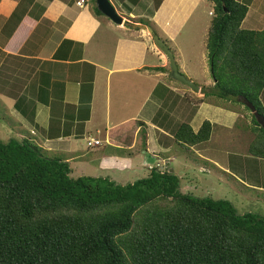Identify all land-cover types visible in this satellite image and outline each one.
Instances as JSON below:
<instances>
[{"label": "crops", "instance_id": "0c3cea01", "mask_svg": "<svg viewBox=\"0 0 264 264\" xmlns=\"http://www.w3.org/2000/svg\"><path fill=\"white\" fill-rule=\"evenodd\" d=\"M109 1L123 18L120 26L95 16L91 0H0V119L8 127L4 141L30 139L51 155L71 154L82 143L99 141V146L87 145L86 151L102 157L87 154L64 160L72 174V162L85 160L91 166L98 164L107 173L104 177L113 181L112 171L133 169L116 151L137 148L141 124L146 135L145 139L141 135L146 172V164L150 159L154 162L152 156L161 161L172 159L167 151L174 144L176 128L184 123L197 132L209 121L214 126L212 141L229 146L227 134L239 116L204 101V97L191 98L192 94L200 95L202 86L214 84L207 38L203 49L192 44L201 29L208 31L212 5L206 0H161L149 16L153 0ZM259 4L256 18L262 30L264 1ZM136 18L153 23L179 71L196 84L198 93L170 77L167 57L149 33L138 27L139 21H133ZM181 41L194 50L188 52L194 58H188L189 62L183 59ZM195 65L202 73L199 79L187 69ZM262 95L264 99V92ZM217 130L220 133L216 136ZM207 143L194 148L195 153ZM198 157L213 165L209 169L242 175L251 187L264 191V160L231 153L224 163L209 156ZM200 168L205 170L203 165Z\"/></svg>", "mask_w": 264, "mask_h": 264}, {"label": "trees", "instance_id": "16d2710c", "mask_svg": "<svg viewBox=\"0 0 264 264\" xmlns=\"http://www.w3.org/2000/svg\"><path fill=\"white\" fill-rule=\"evenodd\" d=\"M91 1L94 15L104 17ZM206 1L212 5L206 48L214 84L201 92L244 106L251 118L247 155L264 160V129L243 103L264 116V28H242L246 3ZM160 2L153 0L149 16ZM138 23L157 35L149 20ZM213 129L209 121L197 132L184 123L172 142L192 150L207 143ZM71 174L67 161L32 140L0 136V264H264L263 216L240 214L227 200L182 193L171 172L151 168L124 185Z\"/></svg>", "mask_w": 264, "mask_h": 264}, {"label": "rangeland", "instance_id": "374dc122", "mask_svg": "<svg viewBox=\"0 0 264 264\" xmlns=\"http://www.w3.org/2000/svg\"><path fill=\"white\" fill-rule=\"evenodd\" d=\"M242 3H246L250 5V11L246 17L245 24L243 28L245 30H260L261 29V21L256 18V15L259 11V3L264 0H239ZM93 6V3L91 1ZM210 5V4H209ZM210 20V17H208ZM139 18L133 20L135 22L139 21ZM131 21V20H130ZM262 21H264V16H262ZM263 28V27H262ZM208 31L200 30L198 36L195 37L194 42L192 43L195 48H202L203 43L206 41ZM183 39V37H180ZM186 42V41H185ZM197 45V46H196ZM180 46L183 47V59L184 61L194 59L188 52H193L194 50L188 48L187 46H183L181 41ZM189 58V61H188ZM192 58V59H191ZM208 58V51H207ZM188 71H190L192 76H195L199 79L202 73L200 72L197 65L188 67ZM180 70V69H179ZM209 73V72H208ZM187 76V73H184ZM207 78L208 76L204 74ZM211 79V78H210ZM212 80V79H211ZM213 81V80H212ZM202 87H210V86H202ZM191 92H188L190 94ZM198 93V92H197ZM201 98L203 97L202 92L200 95L192 94L191 98ZM206 102H212V104H216L228 110H231L232 113L238 115L239 117L236 119L235 126L232 130L229 131L230 135L227 134V140L229 146L224 145L221 147L220 145H216L214 141H212L213 133L210 138V141L203 145L206 148L197 150V152L207 157L209 156L213 160L224 163V160L227 158V153H231L238 156H244L247 151L248 145L252 139V135L247 130V124L250 122V114L245 110L244 106L239 105L238 103L232 102H224L219 101L214 98H203ZM263 106L264 99L263 95L260 98ZM2 100L0 99V103ZM211 104V103H210ZM3 104H0V116L2 115L1 109ZM245 115V116H244ZM243 117V118H240ZM247 117V118H246ZM8 131V127L6 123H4L0 119V134L3 140H7L5 134ZM18 134V132H16ZM219 130L216 131V136L218 135ZM27 134H24L26 137ZM137 148L132 151H116L118 156L123 157L130 161L131 165H133L132 170H126L125 172L112 171L110 176L118 182V184H127L136 181L137 179L143 178L148 174V171L151 168H158L163 171H168L176 175L180 180V191L185 194H191L195 197L199 198H211L213 200H227L231 202L235 208L238 210L240 214L251 213L257 214L264 217V191L259 190L258 188H253L246 181L245 177L242 175H236L235 173L225 172L222 169H209L203 167L205 170L201 172L200 166L202 158H199V154L195 153V149L192 150H181L177 148L174 144L169 151H167L168 157L171 159L169 161H161L157 156H152L153 163L150 161L146 164L147 172L144 169V154L145 149H142L141 146V134H138L137 137ZM86 142L82 143L81 146H77L76 150L67 154L64 152H54L52 155L57 156L58 158L64 159L72 156H81L90 154L92 158L102 157V154L92 153L86 151ZM116 158V157H115ZM97 165L91 166L88 163L86 164L85 160L79 161L75 160L72 162L73 174H71L72 178L78 177H99V176H107L106 172L100 170ZM139 166V167H138ZM225 168H228V164H224ZM241 176V177H240ZM244 180V181H243ZM252 184V183H251Z\"/></svg>", "mask_w": 264, "mask_h": 264}, {"label": "water", "instance_id": "95a60500", "mask_svg": "<svg viewBox=\"0 0 264 264\" xmlns=\"http://www.w3.org/2000/svg\"><path fill=\"white\" fill-rule=\"evenodd\" d=\"M95 3H96L97 10L104 17L108 18L114 24H116L118 26L123 24V22H124L123 18L117 14V12L115 11L114 7L112 6V4L110 3L109 0H95ZM126 24L130 25L131 27L136 26L134 24H129L128 22ZM138 27H140L142 30H145L149 33V35L151 36L156 47L167 57V59L169 61V66H170V71H169L170 77L173 80H175V81L183 84L184 86L188 87L191 91H193L195 93L199 92V88L196 86V84H194L192 81L187 79L179 71L172 52L170 51V49H168L166 44L157 35L154 34L152 28L145 26V25H138ZM243 103L246 105V107L249 108V110L251 111V113L255 117L259 126L262 129H264V116H262L258 112H256L255 107L252 104H250L246 101H243Z\"/></svg>", "mask_w": 264, "mask_h": 264}, {"label": "built area", "instance_id": "2783aa9c", "mask_svg": "<svg viewBox=\"0 0 264 264\" xmlns=\"http://www.w3.org/2000/svg\"><path fill=\"white\" fill-rule=\"evenodd\" d=\"M81 3H78V5H80ZM99 141H94V140H90L88 143H87V145L89 146V147H95V146H99Z\"/></svg>", "mask_w": 264, "mask_h": 264}]
</instances>
